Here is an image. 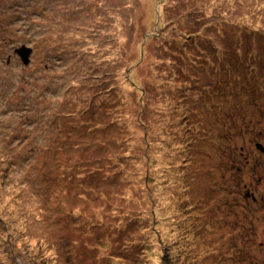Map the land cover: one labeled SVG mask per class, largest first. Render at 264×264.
<instances>
[{
	"label": "rangeland",
	"instance_id": "obj_1",
	"mask_svg": "<svg viewBox=\"0 0 264 264\" xmlns=\"http://www.w3.org/2000/svg\"><path fill=\"white\" fill-rule=\"evenodd\" d=\"M220 1L226 6L168 0L169 14L156 26L162 0H0V127L11 125L1 123V106L18 127L27 116H49L31 162L9 165L0 180L8 229L0 264H264V154L240 128L227 164L216 163L228 125L223 112L220 120L197 103L221 94L210 88H228L215 61L237 46L233 24L258 32L257 40L248 36L258 44L246 47L264 68V0ZM174 5L189 18L205 10L211 20L195 33L210 29L231 48L176 54L168 47L174 33L152 38L153 30L169 33ZM144 37L152 40L143 57ZM22 47L32 50L27 65L16 52ZM241 96L252 101L237 120L245 114L253 133H264L255 106L263 101ZM245 140L246 155L235 154ZM8 179L34 184L16 193Z\"/></svg>",
	"mask_w": 264,
	"mask_h": 264
},
{
	"label": "trees",
	"instance_id": "obj_2",
	"mask_svg": "<svg viewBox=\"0 0 264 264\" xmlns=\"http://www.w3.org/2000/svg\"><path fill=\"white\" fill-rule=\"evenodd\" d=\"M168 0H162L161 3V8L160 12H158V17H157V22L156 26H159L161 23H163L164 18L167 14H169L168 8H170ZM192 1V0H191ZM214 2L216 0H213ZM256 3V2H255ZM218 5H225V1H220L217 0ZM176 10L173 12L178 11V15L176 18L172 19L167 17L168 21L173 22V26L171 29L168 31L169 33L165 34V30L163 28H160L157 32L153 30L152 38L156 40H162L166 35H169L170 33H174V39L169 43L168 47H172V49L176 50V54H179V51L183 52L184 49H190L192 52H195L196 54L202 56L205 55L208 51H215L216 54H220L223 50H228L231 48L229 43L225 42L221 37V35L216 34L212 35L209 30L206 31H201L199 33H195L196 30L198 29H204L207 23L211 20L206 13L205 10H195L194 13H191L189 18L187 16L188 13L185 15H179V5H174L173 6ZM242 6L236 5L235 7L233 6V9L231 10L233 14L236 15V18L239 20L240 15L238 13V10H240ZM208 8L213 9V6L210 5ZM102 10L103 12L105 11V5H102ZM226 13H229L226 12ZM249 14V13H248ZM173 15V14H172ZM245 16V15H243ZM247 16V14H246ZM261 17L263 15H260ZM252 18L254 17V13H252ZM101 20L100 22L103 23L105 17H100ZM226 22L228 17H224ZM244 18V17H243ZM246 20H249L250 22L253 21L252 19H249L248 17H245ZM108 21L107 19H105ZM241 21V20H240ZM139 22V20H136V24ZM92 24V23H91ZM233 26L239 30L238 36H236V44L237 46L234 48L233 53L227 52L225 59H219L218 55H216V60L215 61L218 65H220L221 70L223 69L224 76L225 78H229L230 82L227 85V89L225 87L220 88V87H215V88H210L208 89V92H221L220 95L217 93L215 95H212L208 97V99L201 98L197 103H200V105L203 103V107L207 109L208 112H212L213 109H216V116L221 119V112L225 122L227 123L228 127H224L226 129V134L224 140L227 142V148L225 152H222V149L220 151V157L216 163L219 165H225L227 164V159H228V142H233L236 138V130H239L240 128L245 129L246 132L242 133V136L246 139V133L253 135V141L251 144L256 143H264V133L262 129H259L260 133L256 135L253 133L255 130V127H249L245 122L246 115L240 114L238 116L239 122L242 123H236L238 122L237 120V115H238V108L244 107L248 108V105L252 101L250 98H244L241 96V94H248L250 92L256 94L259 96V98L263 101V103H258L256 102L255 106L257 109L258 106V113H262V121L264 122V68L258 66V59L259 57L250 56V53H254V49L247 48L246 45H256V43H251L249 41V37L257 40L258 32L255 30H251L250 27L247 25H244L242 22L233 24ZM211 28V27H210ZM155 29V28H154ZM214 30H217V27L214 28ZM155 33V34H154ZM157 35V36H156ZM249 36V37H248ZM227 37V36H226ZM152 38H147L144 37V44H143V57L146 49V45L150 43ZM226 45V47H224ZM223 48V50L219 48ZM167 49V48H166ZM224 52H222L223 55ZM247 55V58L244 57L245 54ZM244 57V58H243ZM249 58H252L249 60ZM180 59L184 60L180 56ZM197 60V59H196ZM220 62V63H219ZM203 68V67H202ZM211 73L209 70L208 65H206V70L205 74ZM213 76L216 75V73H211ZM86 78V77H85ZM221 81L217 82V85H219ZM197 103L195 105H197ZM209 104H212V106H209ZM12 107H9L11 111H13V105H10ZM2 113L3 117L2 120L3 122L1 123H6L11 121V125L9 127H0V180H4L6 177L7 173V168L9 165H14L17 167V163L20 160V163L25 162L26 165L31 162L32 157L34 156L36 152V146L35 143L33 142V139L38 133L44 134L46 132V127H39L40 122L44 118H49V116H43V115H30L27 116V119L29 123L27 124L26 127H18L21 125V123H16L14 120H10V117L6 115V107H2ZM244 112L243 110H241ZM9 120V121H8ZM255 125L258 126V124L255 122ZM218 127H221V123H218ZM218 127H213L211 128L212 130L216 129ZM210 130V131H212ZM203 141V139L201 140ZM26 143V145L29 146V149L27 152H20L19 151V146L21 143ZM260 143V144H261ZM250 144V145H251ZM248 146L247 141L245 140V145L240 147L239 152L235 150V154L240 155V156H245L246 155V147ZM195 145L193 146V148ZM191 148L189 150V153L196 154L198 152L197 149ZM193 149V150H192ZM52 150H57V145L52 148ZM29 152V155L26 156V154ZM24 156V157H23ZM23 157V158H22ZM56 155L54 154L53 160L55 165L57 166V160H56ZM224 157V159H223ZM263 164L262 162H260ZM7 164V165H6ZM217 164V165H218ZM264 166V164H263ZM23 178L26 176L25 173H22ZM202 175V174H200ZM199 175V176H200ZM8 183H13L11 187V192H16V193H22L24 191V188L29 185L31 182L34 184V182L29 181L26 179L25 182H22V184H19V182H11L10 179L7 180ZM2 183V182H1ZM18 191V192H17ZM34 195V194H33ZM251 196V194L249 195ZM254 199V198H253ZM263 199V198H262ZM251 200V199H250ZM0 201H1V196H0ZM1 206V203H0ZM0 238H3L5 232L8 231L7 226L4 224L3 219L0 216ZM264 225V222H262ZM5 227V230H4ZM254 227H250V230H253ZM11 227L9 228V230ZM264 243V242H263ZM261 243V244H263ZM260 251H264L263 247L259 248ZM261 260L264 262V252L262 253Z\"/></svg>",
	"mask_w": 264,
	"mask_h": 264
},
{
	"label": "water",
	"instance_id": "obj_3",
	"mask_svg": "<svg viewBox=\"0 0 264 264\" xmlns=\"http://www.w3.org/2000/svg\"><path fill=\"white\" fill-rule=\"evenodd\" d=\"M17 54L21 57V60L24 64H28L29 62V55L32 53L31 49H27L25 47H22L20 49L16 50ZM255 149L258 150L261 154H264V146L260 143H256ZM248 193L245 195L246 198H248Z\"/></svg>",
	"mask_w": 264,
	"mask_h": 264
},
{
	"label": "bare ground",
	"instance_id": "obj_4",
	"mask_svg": "<svg viewBox=\"0 0 264 264\" xmlns=\"http://www.w3.org/2000/svg\"><path fill=\"white\" fill-rule=\"evenodd\" d=\"M151 2L153 3V0H151ZM156 4H157V2H156ZM156 23H158V22H156ZM185 100L186 99H183L182 101H181V103H183V102H185ZM224 147V145H221V149ZM262 246H264V244H262Z\"/></svg>",
	"mask_w": 264,
	"mask_h": 264
},
{
	"label": "clouds",
	"instance_id": "obj_5",
	"mask_svg": "<svg viewBox=\"0 0 264 264\" xmlns=\"http://www.w3.org/2000/svg\"><path fill=\"white\" fill-rule=\"evenodd\" d=\"M246 198V197H245Z\"/></svg>",
	"mask_w": 264,
	"mask_h": 264
}]
</instances>
